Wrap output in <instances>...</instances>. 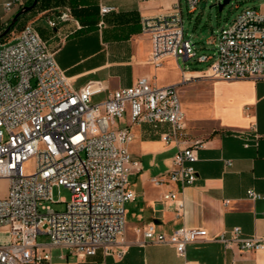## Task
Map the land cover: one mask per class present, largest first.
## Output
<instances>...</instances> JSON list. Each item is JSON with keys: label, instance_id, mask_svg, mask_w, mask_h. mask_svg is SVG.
<instances>
[{"label": "built area", "instance_id": "built-area-1", "mask_svg": "<svg viewBox=\"0 0 264 264\" xmlns=\"http://www.w3.org/2000/svg\"><path fill=\"white\" fill-rule=\"evenodd\" d=\"M30 1H3L0 8L7 22ZM184 1L188 12L194 13L203 0ZM181 2L174 0L168 13L141 19V32L152 45L149 64L159 68L168 58H182L209 62L202 77L213 80L264 77V7L242 10L210 43L213 53L198 55L184 36ZM114 11L100 7L98 26L103 27V17ZM70 22L79 28L71 9L65 7L47 23L56 29ZM196 79L183 76L179 85L158 87L141 78L116 91H109L101 81H90L75 89L32 23L0 44V180L9 183L0 198V264H51L52 248L81 258L102 250L105 256L121 259L124 251L114 247L125 234V206L135 199L129 189L131 167L139 166L128 150L132 127L168 124L170 131L161 134V140L176 143L184 122L179 88ZM103 93H107L104 101H92ZM126 116L129 123L118 127ZM200 149V142L178 149L170 170L151 182L170 183L181 190L193 186ZM30 161L33 171L26 173ZM53 187L68 189L70 200L54 202ZM177 197L173 191L163 196L167 201ZM247 197L254 201L260 195L248 191ZM51 204H65V209L55 211ZM140 232L141 246L171 245L184 264H195L186 259L187 246L208 240L201 228L182 227L168 235L151 227ZM39 235L47 236L49 243H37ZM213 240L225 246L236 244L242 251H264V236L243 238L239 228L232 230L230 238L221 235Z\"/></svg>", "mask_w": 264, "mask_h": 264}, {"label": "crops", "instance_id": "crops-1", "mask_svg": "<svg viewBox=\"0 0 264 264\" xmlns=\"http://www.w3.org/2000/svg\"><path fill=\"white\" fill-rule=\"evenodd\" d=\"M173 3L95 0V15L82 20L73 15L79 28L70 22L51 29L47 22L62 9L57 6L38 11L39 5L22 17L35 13L30 23L55 53L58 66L75 89L101 81L109 91H116L141 78L156 85L165 63H171L177 74L172 86L181 83L183 76H198L179 88L184 122L176 143L161 140V134L170 131L168 124L132 127L128 150L139 166L131 167L129 189L135 199L125 206V234L114 247V251H124L122 258L105 256L102 250L88 258L60 255L67 264H184L171 245L139 244L143 241L140 231L150 227L167 235L182 227L204 229L208 240L186 248V259L195 264H264V251H242L236 244L225 246L213 240L221 235L230 238L234 228L241 230L243 238L264 236V77L213 80L202 77V71L181 68L179 60L186 62L182 58H168L159 68L149 64L152 45L149 36L141 32V19L168 13ZM102 6L115 11L105 15L104 25L99 27ZM100 96L103 99L95 102ZM106 98L107 93H103L92 101L99 103ZM128 123L126 116L118 127ZM195 142L201 143V149L194 164L197 181L193 186L181 190L170 183L156 186L151 182L170 170L178 149ZM170 191L178 193L176 200H164ZM248 191L260 198L251 201Z\"/></svg>", "mask_w": 264, "mask_h": 264}, {"label": "rangeland", "instance_id": "rangeland-1", "mask_svg": "<svg viewBox=\"0 0 264 264\" xmlns=\"http://www.w3.org/2000/svg\"><path fill=\"white\" fill-rule=\"evenodd\" d=\"M48 6H57L61 8H70L72 5L70 0H46ZM218 1L224 0H203L198 6L194 13H189L185 5V1L182 0V18H183V30L184 36L187 39H190L194 44L198 55L200 54H212L213 45L210 43L215 39L220 29L227 26L231 23L234 18L244 9H260L264 7V0H229V4L225 5L221 12L218 11L217 7L213 6L217 4ZM42 6V7H41ZM38 11L43 9L45 6L41 4ZM0 8V35L8 28L9 23L13 17L10 18V21L5 20L4 13ZM35 14V13H34ZM34 14H31L27 18H21L17 23L12 33L6 35L0 39V44L9 42L14 38L23 25L30 23L33 20ZM209 62L207 63H197L194 60H189L183 63L182 60H179V65L181 68L186 71H204L208 68ZM177 80V74L174 69V66L171 63L163 64V68L158 72L156 77V85L159 87H169V85L174 84ZM181 84L180 82L176 85ZM172 86V85H171ZM174 86V85H173ZM103 99V96L96 97L95 102H98ZM26 173H31L33 171V163L30 161L25 165ZM8 181L0 180V198H3L8 190ZM71 197V192L68 189L63 187L57 188L53 187L52 189V198L54 202H57L59 199H64L65 202H68ZM51 207L55 211H63L65 209V204H51ZM39 244H48L49 238L45 235H39L36 239ZM60 255L67 256L68 252L60 248H52L51 250V264H67L66 260H61ZM69 261L71 257H68Z\"/></svg>", "mask_w": 264, "mask_h": 264}, {"label": "trees", "instance_id": "trees-1", "mask_svg": "<svg viewBox=\"0 0 264 264\" xmlns=\"http://www.w3.org/2000/svg\"><path fill=\"white\" fill-rule=\"evenodd\" d=\"M34 0H31L28 3V6H30L33 3ZM48 1L46 0H39L35 8H37L39 5L44 4V6H48L49 4H46ZM72 9L71 13L74 15L76 18L82 20L85 18H90L91 16L95 15L96 9L94 7L95 0H70ZM34 8V9H35ZM32 9V10H34ZM31 10V11H32ZM25 16V15H23ZM21 16L18 21L16 22L15 25H13L10 29V33H12L13 29L17 25V23L20 21V19L23 17Z\"/></svg>", "mask_w": 264, "mask_h": 264}, {"label": "water", "instance_id": "water-1", "mask_svg": "<svg viewBox=\"0 0 264 264\" xmlns=\"http://www.w3.org/2000/svg\"><path fill=\"white\" fill-rule=\"evenodd\" d=\"M38 1L39 0H34L33 3L30 6L23 7L18 13H16L14 15V17L11 19L8 28L0 35V39L5 37L6 35H8L9 32H10L11 27L16 24L18 19L21 16H23V15L27 14L28 12H30L32 9H34L35 6L37 5ZM229 2H230L229 0H224L221 3L215 4L213 6L217 7L218 11L221 12L223 10L224 6L229 4Z\"/></svg>", "mask_w": 264, "mask_h": 264}]
</instances>
